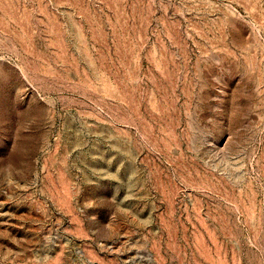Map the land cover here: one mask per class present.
<instances>
[{
    "label": "rangeland",
    "instance_id": "obj_1",
    "mask_svg": "<svg viewBox=\"0 0 264 264\" xmlns=\"http://www.w3.org/2000/svg\"><path fill=\"white\" fill-rule=\"evenodd\" d=\"M0 264H264V0H0Z\"/></svg>",
    "mask_w": 264,
    "mask_h": 264
}]
</instances>
